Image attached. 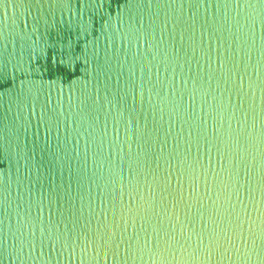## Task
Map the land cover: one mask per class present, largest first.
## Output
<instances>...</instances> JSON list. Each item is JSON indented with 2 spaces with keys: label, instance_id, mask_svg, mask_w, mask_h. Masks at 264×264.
<instances>
[{
  "label": "water",
  "instance_id": "95a60500",
  "mask_svg": "<svg viewBox=\"0 0 264 264\" xmlns=\"http://www.w3.org/2000/svg\"><path fill=\"white\" fill-rule=\"evenodd\" d=\"M0 264H264V0H0Z\"/></svg>",
  "mask_w": 264,
  "mask_h": 264
}]
</instances>
